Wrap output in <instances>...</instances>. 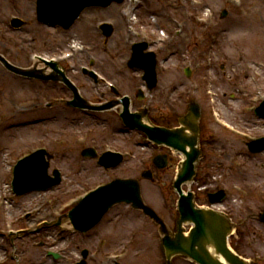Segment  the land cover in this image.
I'll use <instances>...</instances> for the list:
<instances>
[{"label":"rangeland","instance_id":"rangeland-1","mask_svg":"<svg viewBox=\"0 0 264 264\" xmlns=\"http://www.w3.org/2000/svg\"><path fill=\"white\" fill-rule=\"evenodd\" d=\"M202 1L203 3L201 5H194L191 0H142L143 4L136 10V12L138 11L139 13L137 14L138 17L136 16L135 18V20H137L135 23H131V17L128 19V16L124 17L121 14V9L130 5L124 1L122 3H113L107 8L88 10L80 18L77 22L78 25L72 31L64 32V30H62L61 35L64 37V43H61L60 47L63 49L69 48V45L75 39H82L85 43L95 45L93 47L96 52H100L98 53L100 61L96 66L102 69L106 68L107 72L112 73V75L115 74L119 83L121 81L119 78L123 79L124 85L121 86V89L124 92H130L134 96L136 87L142 84L138 76L139 71L134 72L127 68L117 70L115 64V62H118V65L124 62L131 54V46L126 43L127 38L137 40L138 37L141 36L140 30H144L145 28H157L158 35H162L161 32L164 31V33H166L165 37L167 38V34L176 27L172 17L184 21L185 29L183 35L176 38L173 44L168 48L178 53L170 59L161 62L163 71L159 73L160 82L157 89L159 99L154 102V108L162 111L163 116L164 114L167 116L169 113L185 112L190 99H199L204 106L203 109L205 113L202 120V123L205 125L202 140H205V142H202V145L205 147L206 143H212L209 147L212 146L216 148L223 155L222 160L218 159V161H222L221 164H225L226 166L230 164L232 161L231 157H238L241 161L246 163V174L241 172V175H239L240 178L250 180L255 176H259L258 180L264 182V180L259 179L264 175V153L255 156L249 155L244 144L242 147L241 143H238L236 140L234 141L235 138L229 136L230 134L227 130L218 128L210 120V111H217L218 118L227 122L228 127L235 126L238 129L246 130L248 133L252 134V136L264 134V119H259L254 113L244 111L246 105L252 104L253 102V104H255L257 102L255 100L257 96H259L258 99H260V90L264 91V0H243L240 7H234L230 3V0ZM127 2H130V0H127ZM131 7L132 9L136 8L133 6ZM223 9H227L229 13L226 18L222 19L221 12ZM12 12L17 13L28 22L23 30L20 32L15 31L16 42L20 41L22 36L31 35L33 32L41 36L43 31H50L53 36H57L54 34L55 32L53 29L43 28L36 20L35 0H0V15L6 16ZM186 13L189 14V17L185 16ZM197 16L208 18V20L203 23H198L196 19ZM103 18H110L112 22L115 23L114 34L106 45L103 43L104 37L101 32L97 31L93 26L96 20ZM139 19L141 20V25H139ZM158 23L159 25H157ZM249 29L250 31H248ZM213 36L217 38L214 47V65L209 66L206 63V59L205 61L204 59L197 61V59L201 58H198V51L203 50V57L208 45L211 44V40H213ZM103 48L104 50L101 52L100 50ZM0 51L18 65L29 64L27 61H23L25 51L20 52L18 55L13 45L2 46L1 40ZM26 52H28V50ZM43 53L50 54L51 52L47 53L45 51ZM182 53L187 54V58L184 60L181 58ZM195 58L197 59L195 60ZM188 59L195 60L192 63L193 65L190 66L191 69L195 66L196 61L201 64L199 69H193L194 71H192L190 77H187L184 72L185 68L188 66ZM32 63L33 61H31V65ZM42 66V64H39V67ZM70 74L75 77L74 79H76L77 83L83 84V80L86 81L87 79L80 72L77 75H75V73ZM206 74L211 75L210 81H205L204 77ZM128 80H132L133 83L129 85ZM196 81L201 84L198 89L194 87V82ZM191 90H193V93L188 95L186 91L188 92ZM62 93L63 95L68 94L67 91L64 88L62 90V87L58 84L45 85L38 80L27 81L18 78L14 74L8 72L0 64V100L5 103V108L0 112V196L4 194L8 188V165L20 151L28 148L26 141L31 142L33 141L32 139L38 138L36 132L40 130L39 126L27 127L22 125H28L27 123L30 124L40 120L38 115L41 114V110L37 114L26 115L25 112L22 113L20 111L19 113L18 108L15 110L14 103H17L18 106L27 104V101L31 97H38L42 102L43 94L50 98L51 95H62ZM166 103L174 104V107L167 110L165 108ZM38 108L42 109L41 103ZM47 111V116L52 117L49 121L50 125L48 128H54L56 130L57 133H52L56 137L63 136L60 135V131L64 129L66 132L68 130L73 132L71 136L74 139L78 135V131L80 132L79 134H81L84 127H87L96 130L94 133L95 136L100 131H103L109 139L114 137V141H121V137L118 138L114 133L122 126V124L118 123V117L115 116L116 111L112 110L111 112L109 111L102 114L87 115H85V113L75 112L68 107L47 109ZM16 112H18V114H16ZM154 112L155 110H153L152 113L154 114ZM160 115L161 113L156 111L154 117H159ZM55 118H64V122L55 123L53 121V119L56 120ZM164 119L165 117L158 121H160L161 124H177L176 121H169L168 123L166 121L163 122ZM74 122H76L78 126H75ZM114 123H116L115 127ZM67 127L73 129L67 130ZM17 129H20V132ZM21 134H23V136ZM25 134H27V136ZM122 134L128 137V134ZM135 137L136 134H134V138ZM215 139H217L216 142ZM130 144L136 151L135 144ZM71 148L72 150H76L78 147L72 144ZM69 156L70 157L66 156L64 158H62L63 156L59 157L63 160V162L59 164L63 166L67 172L70 171L72 167L73 169L78 167L80 163V161H76L78 157L75 155L74 151L69 152ZM180 160L181 157L176 154L170 166L156 175L158 180H160V185L153 184V182L148 180H143V189L147 201L159 211H162L172 227L175 226L173 219L178 216L176 209L178 195L173 189H170V183L173 180ZM210 160H212V158L210 151H208V160H205L204 165L206 166ZM132 164L133 163L128 161L125 166H131ZM83 165L85 166V162H83ZM120 172L121 173L110 172L107 178L112 175L130 176L136 174L131 171L124 172L122 169ZM139 172L140 171H138V174ZM222 172L226 175L229 174L227 172V167L222 169ZM238 172L235 171V177L238 176ZM102 177L106 178V175L101 171L83 172L78 177H73V183L67 180L69 183L67 182L63 184L59 190H55L57 193L54 194L55 196L52 195V197H56L57 194H59L64 197L61 199H66L69 196L78 194L93 183L98 182L96 180H100ZM202 180H204V178L201 175L199 182ZM199 187L202 186L197 184V182L193 183L191 186L194 190ZM46 196L49 197L51 194L48 193ZM1 199L2 197H0V200ZM24 207H26V209L34 207V202L31 203L29 197H22L16 199L13 204H9L7 211H14L15 214L10 215L8 219L11 220V218L20 214L24 210ZM126 210V206L117 207L109 216L113 221L108 223L112 225L105 224V229H99L96 231V235L106 236L105 230L114 231L115 228H123L129 232L131 230L143 228V234L156 231L154 226H152L147 219L140 216L136 217V213L128 214ZM117 216L118 219H115ZM4 220L5 216L0 215V230L2 229L5 230L3 232H7V228L5 227L6 222H4ZM56 228L57 227L53 229L50 228L40 233L38 237L31 236V238H27V240L17 241V244H19L20 241H25L28 243L29 247V250L24 255L22 264H62L60 260L45 257L48 246L41 247V240H45L50 245H53V249L61 248L64 245L69 246L71 249H75L77 245L76 241L79 240L81 243L80 245H85L87 243V239H82L80 237L75 238L70 235V237L64 240L65 242H61L60 237L65 234L59 233ZM124 236L125 234L121 237ZM119 240L122 241V239ZM236 240L240 249L248 252L247 249L250 246L249 236L247 237L239 233ZM5 242L6 240L2 239V236H0V258L4 257L7 253L5 250L6 247H4ZM156 242L157 239L154 240V244ZM87 245H90L92 247L91 249H94V245L90 241ZM146 245L147 243L141 237L138 242V248L144 251ZM153 246V244H150L151 249H153ZM68 254L74 256V258L77 257V251ZM155 255H158V253H155ZM96 262L101 263L103 261L99 258L97 261H92L91 264ZM176 263L190 264L180 258L177 259Z\"/></svg>","mask_w":264,"mask_h":264},{"label":"water","instance_id":"water-1","mask_svg":"<svg viewBox=\"0 0 264 264\" xmlns=\"http://www.w3.org/2000/svg\"><path fill=\"white\" fill-rule=\"evenodd\" d=\"M11 68H12V69H15V68H13V67H11ZM23 73L31 74V73H29V72H25V71H23ZM35 75H36V74H35ZM193 113H194V117H196V115H198V111H197L196 108H193ZM163 138H165V137H163ZM165 141L168 142V143H173L174 145H177L178 142L180 141L182 145L179 144L178 146L181 147V148H183V146H185V145L188 144V141L185 142V140H184L183 138H181V137H179V140H178V139H176V140H172L171 138H167V139H165ZM195 143H196V140H194V141L191 142L190 144L192 145V147H194ZM194 149H195V148H193V150H194ZM187 155H189V154L187 153ZM189 160H190V159L187 160V163L189 162ZM191 160H192V159H191ZM189 165L191 166L192 164L190 163ZM191 167H192V166H191ZM176 186L179 187V183H177ZM197 220H198V228L196 229V231L199 232V233H198V236H199L200 238H202V240H203L204 237H208V235H207V233L205 232V230H204V228H203L204 223H203V221L201 220V218H200V217H197ZM198 229H199L200 231H199ZM201 231H203V232H201ZM201 236H203V237H201ZM226 258H227L228 260L232 261V258H231L229 255H227V254H226ZM205 264H206V263H205Z\"/></svg>","mask_w":264,"mask_h":264}]
</instances>
